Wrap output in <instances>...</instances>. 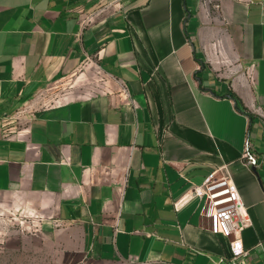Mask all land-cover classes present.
Returning a JSON list of instances; mask_svg holds the SVG:
<instances>
[{"label":"crops","instance_id":"crops-1","mask_svg":"<svg viewBox=\"0 0 264 264\" xmlns=\"http://www.w3.org/2000/svg\"><path fill=\"white\" fill-rule=\"evenodd\" d=\"M218 168L236 259L203 199L175 206ZM4 199L69 264H264V0H0Z\"/></svg>","mask_w":264,"mask_h":264},{"label":"rangeland","instance_id":"rangeland-1","mask_svg":"<svg viewBox=\"0 0 264 264\" xmlns=\"http://www.w3.org/2000/svg\"><path fill=\"white\" fill-rule=\"evenodd\" d=\"M97 75L100 79V74ZM73 83L63 82L55 90L57 93L69 91L73 89ZM54 98L44 96L45 101ZM8 201H0V264H69L48 236L42 233L40 218L26 206L21 207L20 202Z\"/></svg>","mask_w":264,"mask_h":264},{"label":"built area","instance_id":"built-area-1","mask_svg":"<svg viewBox=\"0 0 264 264\" xmlns=\"http://www.w3.org/2000/svg\"><path fill=\"white\" fill-rule=\"evenodd\" d=\"M251 2L252 0H235ZM245 156L249 163L255 165L256 157L249 150L247 142ZM198 196L204 200L202 214L212 218L216 231L229 239L232 258L236 259L248 251L243 245L242 233L252 224V220L233 179L220 168L210 173L205 180L190 188L186 194L175 202L176 208L188 198Z\"/></svg>","mask_w":264,"mask_h":264}]
</instances>
